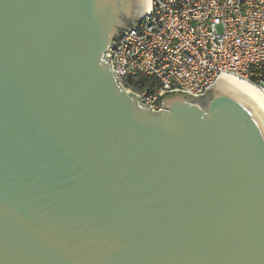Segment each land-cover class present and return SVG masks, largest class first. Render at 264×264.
<instances>
[{
	"label": "water",
	"instance_id": "water-1",
	"mask_svg": "<svg viewBox=\"0 0 264 264\" xmlns=\"http://www.w3.org/2000/svg\"><path fill=\"white\" fill-rule=\"evenodd\" d=\"M145 12L0 0V264H264V122L220 79L125 91L108 51Z\"/></svg>",
	"mask_w": 264,
	"mask_h": 264
},
{
	"label": "built area",
	"instance_id": "built-area-1",
	"mask_svg": "<svg viewBox=\"0 0 264 264\" xmlns=\"http://www.w3.org/2000/svg\"><path fill=\"white\" fill-rule=\"evenodd\" d=\"M141 17L108 51L125 91L155 109L162 91L197 96L230 76L264 95V0H150ZM136 74L156 80L151 92L129 82Z\"/></svg>",
	"mask_w": 264,
	"mask_h": 264
},
{
	"label": "bare ground",
	"instance_id": "bare-ground-1",
	"mask_svg": "<svg viewBox=\"0 0 264 264\" xmlns=\"http://www.w3.org/2000/svg\"><path fill=\"white\" fill-rule=\"evenodd\" d=\"M146 12L150 9V0H145ZM220 80L234 88L237 92L241 93L254 107L257 109L260 117L264 122V95L259 91V89L249 83L237 80L230 76H223Z\"/></svg>",
	"mask_w": 264,
	"mask_h": 264
},
{
	"label": "trees",
	"instance_id": "trees-1",
	"mask_svg": "<svg viewBox=\"0 0 264 264\" xmlns=\"http://www.w3.org/2000/svg\"><path fill=\"white\" fill-rule=\"evenodd\" d=\"M128 80L136 89H145L147 92H151L156 85V80L153 77L143 74L129 76Z\"/></svg>",
	"mask_w": 264,
	"mask_h": 264
},
{
	"label": "rangeland",
	"instance_id": "rangeland-1",
	"mask_svg": "<svg viewBox=\"0 0 264 264\" xmlns=\"http://www.w3.org/2000/svg\"><path fill=\"white\" fill-rule=\"evenodd\" d=\"M144 75V74H143Z\"/></svg>",
	"mask_w": 264,
	"mask_h": 264
}]
</instances>
